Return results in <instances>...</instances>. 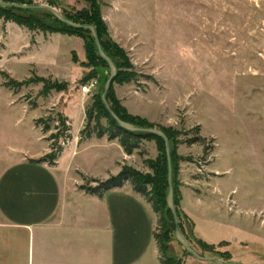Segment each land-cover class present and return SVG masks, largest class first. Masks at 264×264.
<instances>
[{
	"label": "rangeland",
	"instance_id": "obj_1",
	"mask_svg": "<svg viewBox=\"0 0 264 264\" xmlns=\"http://www.w3.org/2000/svg\"><path fill=\"white\" fill-rule=\"evenodd\" d=\"M33 1L52 3L63 13L82 11L91 0ZM98 1L111 39L126 50L141 76L114 86L123 107L157 129L183 132V140H205L179 149L180 156L193 160L181 164L182 187L200 199L188 206L195 224L194 230L188 227L192 248L201 254L200 235L222 253L206 258L264 264V0ZM110 74L89 68L85 42L78 37L32 34L0 20V158L13 148L22 149L23 160L31 153L35 160L46 158L60 114L71 134L81 138L86 111L94 96L104 94ZM89 75L99 87L85 95ZM34 77L67 83L69 91L44 98L43 85L30 83ZM10 80L25 86L7 88ZM46 127L51 131L45 133ZM71 143L60 144L65 151ZM141 152L145 155L117 157L121 172L128 166L150 174L146 161L158 158L157 146L145 143ZM96 160L91 151L76 164L93 168ZM83 187L97 184L79 177L78 189ZM172 254L182 256L183 248L174 243ZM187 264L214 263L188 257Z\"/></svg>",
	"mask_w": 264,
	"mask_h": 264
},
{
	"label": "crops",
	"instance_id": "obj_2",
	"mask_svg": "<svg viewBox=\"0 0 264 264\" xmlns=\"http://www.w3.org/2000/svg\"><path fill=\"white\" fill-rule=\"evenodd\" d=\"M71 135L54 166L33 163L32 153L23 160L22 149L0 158V264H161L156 216L131 186L102 198L78 189L79 177L106 182L121 173L118 159L127 154L119 142ZM91 151L93 168L76 164ZM181 192L191 218L188 209L200 199L184 186Z\"/></svg>",
	"mask_w": 264,
	"mask_h": 264
},
{
	"label": "trees",
	"instance_id": "obj_3",
	"mask_svg": "<svg viewBox=\"0 0 264 264\" xmlns=\"http://www.w3.org/2000/svg\"><path fill=\"white\" fill-rule=\"evenodd\" d=\"M5 4L21 5V6H36L33 0H0ZM89 7L79 12L64 11L63 16L79 25L95 27L101 41L102 48L105 54L115 63L118 69V76L114 82L115 85L125 86L139 81L141 76L137 73L131 58L125 49L115 43L109 33V27L102 16V4L98 0H91ZM50 7L56 8L52 3ZM0 20L6 24H15L20 28L28 30L30 33H42L44 35H63L68 37H78L85 42V50L87 55V65L93 71L99 69L110 70L108 64L100 57L96 41L90 31L76 30L60 22L54 15L43 10H22L15 7L0 6ZM95 75V74H93ZM89 75L84 82L89 83L93 79ZM9 79L8 76H6ZM31 84L43 85L41 96L49 98L53 93H66L69 91V84L60 83L51 79L34 77L30 80ZM25 86L24 83H19L15 80L7 82L6 87L13 90H20ZM114 86L107 96L108 104L115 114L125 123L131 124L137 128L153 129L157 128L148 124L145 120L134 117L129 114L127 109L123 107L121 101L117 98ZM87 125L81 132L82 141L92 139L108 138L109 141H118L124 152L128 156H133L135 152H140V156H144L141 152L145 143H155L159 152L156 160H147L146 165L150 169V174H144L132 167H124L121 174L117 177H112L106 182L92 180V183L97 184L96 188L83 187L82 190L90 195L103 197L107 192L122 189L127 184H130L134 192L142 196L152 207L154 213L159 218L158 226L156 227L154 238L160 254L161 264H186V259L190 256L183 248L182 256L172 254V245L178 243L176 240V232L180 230L185 236L190 245L194 239L190 237L188 232L189 225L194 230L195 224L193 220L182 209V184L180 182L181 164L191 163L193 160L186 159L179 155V149L183 145L194 146L204 145L205 140L197 137L192 140H183L185 134L174 128L159 127L171 142L172 147V164L174 174V189H175V206L177 212L178 223L175 215L169 209L167 199L169 194V161L166 150V143L163 139L147 134H134L123 130L118 123L112 118L103 101V95L94 96L92 104L86 111ZM68 119L63 115H59V125L56 128V134H53L50 141L52 153L40 161H32L35 164L48 163L54 166L58 161L64 147L61 142L67 144L72 140L71 127L68 125ZM105 122V123H104ZM43 123V121L39 122ZM51 131L50 127L44 128V132ZM196 245L201 249V255L204 254H219L214 245H209L201 239L196 238ZM230 253L226 254L228 257ZM224 263H228L221 258Z\"/></svg>",
	"mask_w": 264,
	"mask_h": 264
},
{
	"label": "water",
	"instance_id": "obj_4",
	"mask_svg": "<svg viewBox=\"0 0 264 264\" xmlns=\"http://www.w3.org/2000/svg\"><path fill=\"white\" fill-rule=\"evenodd\" d=\"M0 6H2V7H15V8L22 9V10L48 11L52 15H54L63 24H65L69 27H72L76 30H86V31H90L92 33V35L96 41L100 57L108 64V66L110 68L111 74H110V78H109V80L106 84V87H105V92L103 94V101H104V104L107 107L110 115L112 116V118L118 123L119 127L125 131L131 132L134 134L154 135V136H157V137L163 139L166 143V150H167V156H168V161H169V187H170L167 203H168L169 209L175 215L176 222L178 223L176 206H175V189H174V174H173V164H172L171 142L162 130L157 129V128H153V129L137 128L131 124H128V123H125L124 121H122L115 114V112L111 109V107L107 101V96L110 93L112 87L114 86V82L118 76V69H117L115 63L105 54V52L102 48L101 41L99 39L96 28L92 27V26H83V25L75 24V23L67 20L63 16V14L61 12H59L57 9L52 8L50 6H34V7H31V6L5 4L3 2H0ZM176 240H177L178 244H180L190 256H192L193 258H195L196 260H198L200 262L214 263V264H228V263H224L223 261L218 260L216 258H206V257L202 256L201 254H199L194 248H192V246L190 245V243L187 241V239L181 233L180 230H177V232H176ZM233 264H236V263H233Z\"/></svg>",
	"mask_w": 264,
	"mask_h": 264
},
{
	"label": "built area",
	"instance_id": "obj_5",
	"mask_svg": "<svg viewBox=\"0 0 264 264\" xmlns=\"http://www.w3.org/2000/svg\"><path fill=\"white\" fill-rule=\"evenodd\" d=\"M99 84L95 81L89 82L87 85L83 86L82 92L85 95H91L93 92L98 90Z\"/></svg>",
	"mask_w": 264,
	"mask_h": 264
}]
</instances>
